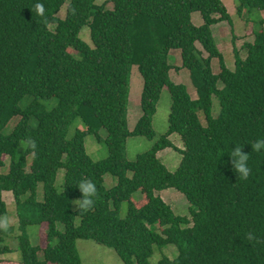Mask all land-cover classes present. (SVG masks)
Here are the masks:
<instances>
[{
	"label": "trees",
	"instance_id": "1",
	"mask_svg": "<svg viewBox=\"0 0 264 264\" xmlns=\"http://www.w3.org/2000/svg\"><path fill=\"white\" fill-rule=\"evenodd\" d=\"M37 2L44 4L46 19L33 11ZM235 2L238 14L264 12V0ZM62 6L59 19L55 15ZM193 13L200 16L198 27L190 22ZM219 22L228 23L220 0L101 5L94 0H0V169L6 166L0 173V217L6 211L1 193L9 192L20 232L19 264H80L77 240L113 250L122 264H149L154 252L159 253L154 264H264V149L251 148L264 140V34L252 32L243 59L233 49L228 70L210 33ZM263 23L259 20L258 27ZM84 26L89 45L78 38ZM171 50L179 52L178 69L187 71L195 100L169 80ZM211 59L218 62L216 74ZM132 66L142 87L140 116L128 131ZM162 89L170 100L166 131L148 152L128 162L125 140L153 137L150 122ZM211 98L218 106L215 117ZM75 121L82 129L77 123L69 133ZM98 130L106 135V157L92 162L83 139H98ZM173 134L180 149L167 139ZM29 136L36 141L35 155L21 143ZM234 147L249 155L246 180L232 168ZM166 148L180 157L172 173L155 157ZM59 170L62 182L55 188ZM104 175L115 181L108 190L102 186ZM83 179L92 180L98 191L87 213L72 204L81 198L76 185ZM167 189L183 196L188 218L174 216L155 194ZM38 225L45 228L42 249L30 245L26 233ZM5 233L0 230V255L7 252L1 244ZM170 247L176 252L172 259L161 253Z\"/></svg>",
	"mask_w": 264,
	"mask_h": 264
},
{
	"label": "rangeland",
	"instance_id": "2",
	"mask_svg": "<svg viewBox=\"0 0 264 264\" xmlns=\"http://www.w3.org/2000/svg\"><path fill=\"white\" fill-rule=\"evenodd\" d=\"M110 0H94L96 5H101ZM221 4L225 8L226 14L228 16L227 22H219L210 27V33L214 42V45L221 55L224 66L228 70L233 68V53L234 49L238 56L243 59L245 56V51L243 45L246 43H251L253 40L252 32L261 30L264 34V23L261 27H258L257 22L264 19V12L251 10L246 12L245 10L240 14L236 13V2L235 0H220ZM110 5H105V8L109 9ZM64 15V6H62L57 14V18L62 19ZM190 22L194 27H198L201 24L200 16L197 13L190 15ZM78 38L89 45L88 30L84 26L78 34ZM196 49L200 50V47L196 44ZM202 56L205 57L206 54L203 52ZM168 65L172 66V69L168 72L169 80L173 84H179L185 87V90L190 97V99L195 100V92L190 84L187 71L183 69H178L180 66L179 52L178 50H171L167 56ZM174 67L177 68L174 71ZM210 69L212 74L218 72V62L216 59L210 60ZM142 81L137 72L136 66L130 68L128 77V95H127V105H126V128L131 131L140 116L139 110V95L141 92ZM220 88L221 85L217 84ZM170 100L168 93L165 89L160 91L159 97L155 105V111L151 117L150 127L153 133L151 139H146L144 137H129L125 140L124 144V157L128 162H132L138 155L148 152L153 145L162 137L167 128V115L169 111ZM218 111L217 102L214 98H211V108L210 114L215 117ZM197 117L199 122L203 125V116L200 111L197 112ZM78 123V124H77ZM78 125V129H82V125L79 121H75L70 129L69 133L72 132L75 125ZM96 139L94 136L87 135L83 139V149L85 155L92 162L101 161L106 157V147L104 145L105 132L103 130H98ZM169 142L180 149L182 147L176 135H170L168 138ZM158 161L165 167V169L172 173L179 162V154L172 149H163L155 154ZM4 164H7V159H4ZM6 166L0 169V173L5 171ZM60 182H62V171L59 170L55 176L54 186L59 188ZM115 185V181L109 175H104L102 177V186L105 190L112 188ZM159 198L170 208L174 216L186 217L188 218L187 208L188 204L181 194L173 189H167L159 193H155ZM37 200H41V186L37 185L36 189ZM138 194H133L134 199H138ZM1 200L5 204L6 211L2 217H6L8 220V231H6L3 236V243L7 249V252L0 255V264H19V253L17 251V236L19 235L18 220L14 214V204L12 197L9 192L1 193ZM120 216L124 214V204L121 205ZM60 230V227L57 226ZM44 225H38L29 227L26 229V233L29 236V243L32 246L37 245L40 249L44 247ZM75 250L79 258L80 264H122L117 258L113 250L96 245L90 241L77 240L75 242ZM167 258L172 259L175 257L176 252L173 247L163 249L161 251ZM159 258V253L154 252L152 257L148 259L149 264H154V262Z\"/></svg>",
	"mask_w": 264,
	"mask_h": 264
},
{
	"label": "clouds",
	"instance_id": "3",
	"mask_svg": "<svg viewBox=\"0 0 264 264\" xmlns=\"http://www.w3.org/2000/svg\"><path fill=\"white\" fill-rule=\"evenodd\" d=\"M33 11L40 17L45 18V7L41 2H37L33 5ZM46 19V18H45ZM23 149L30 151L31 154L35 155L36 141L30 136L21 141ZM252 151L259 152L264 149V140H257L252 146ZM249 155L242 152V147H234L230 153V160L232 168L235 173L238 174L241 180H246L251 169L248 167L247 161ZM77 188L81 194V198L72 201V204L79 212L87 213L92 211L95 204V198L98 196L96 184L90 179H83L77 185ZM9 227L8 220L6 217H0V230L7 231ZM249 239H255L254 236L249 234ZM260 241L257 240V243Z\"/></svg>",
	"mask_w": 264,
	"mask_h": 264
}]
</instances>
